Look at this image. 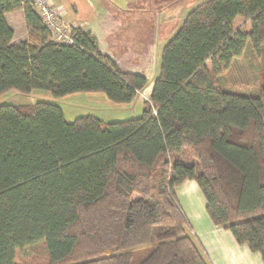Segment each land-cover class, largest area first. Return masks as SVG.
Returning <instances> with one entry per match:
<instances>
[{"label": "trees", "instance_id": "16d2710c", "mask_svg": "<svg viewBox=\"0 0 264 264\" xmlns=\"http://www.w3.org/2000/svg\"><path fill=\"white\" fill-rule=\"evenodd\" d=\"M15 9L27 26L19 42L5 19ZM73 36L55 42L28 0H0V96L100 92L122 104L144 88V74L120 69L88 33ZM246 40L264 59V0H204L163 45L140 113L68 120L49 99L0 103V264L36 244L45 254L34 264H133L141 247L136 264H210L176 193L185 180L210 221L264 263V69L252 96L216 78Z\"/></svg>", "mask_w": 264, "mask_h": 264}, {"label": "crops", "instance_id": "0c3cea01", "mask_svg": "<svg viewBox=\"0 0 264 264\" xmlns=\"http://www.w3.org/2000/svg\"><path fill=\"white\" fill-rule=\"evenodd\" d=\"M52 1L53 4L59 8L63 19L67 23L75 25V29L88 33L89 36L92 37L97 50L108 56L120 69L144 74L146 76L147 81L144 88L137 91L135 97L128 102L129 105L133 104L136 106L137 104L135 101H138L142 104L141 108H143L144 102L149 100L153 82L158 73L160 53L163 45L177 30L186 12L204 0H188L185 10L179 14V17L175 22L172 20L173 13H171V18L170 15H167L164 20L165 22L163 21L160 23L158 21L156 23V25L159 24L162 26L160 28L162 30L161 34L154 33L155 30L159 29L157 28L154 30L151 29V32L149 31L147 35L146 33H143V30L138 32V29H134L133 26L131 27L129 24V20L131 19V16L129 15L133 14L134 11L131 9L132 7H130L133 0ZM137 10H139V8H137ZM161 13L159 14L160 16L162 15ZM5 19L13 29V42L27 39V26L24 21L22 9H15L7 12L5 14ZM239 21L244 25H248V21L237 18L234 22V26L235 23ZM168 23H172V25ZM17 26L20 27V30L17 29ZM165 27L167 28L165 29ZM22 28L23 31L21 30ZM153 36H155L156 39L153 38ZM133 40H135L134 43ZM124 46H128L129 48L126 49ZM147 63L152 64V69H147ZM80 93L81 92L72 93L62 98L73 97L76 101L87 102L85 105L88 103L92 104V108L89 112H86V114L93 115L99 119H124L112 118L111 115H107L106 113H102L106 115L99 113L101 111V106L111 105L109 102L110 100L108 101V99L100 92H85L88 96H83V94ZM123 104L124 103L121 105ZM134 115L135 114L132 116ZM182 186L187 187L193 192L195 188L198 189L194 180H185L176 188V193L178 195L183 194V191L178 192V188ZM184 203L186 206V202ZM181 206L183 207L182 204ZM186 207L188 208L189 206L187 205ZM202 209L201 213H204L207 216L204 206H202ZM190 210L191 209H189V211ZM183 211L190 222L191 220L188 211H186L184 207ZM190 213L195 216L198 212ZM193 215H191V217ZM214 227L217 228L209 227L210 233L205 231L198 233L189 225L191 233L198 243L201 252L206 256L210 264H264L257 252L250 251L247 246L238 244L228 230L217 225H214ZM210 235L213 236V238H211ZM208 246H210L211 249L213 248L212 253H210Z\"/></svg>", "mask_w": 264, "mask_h": 264}, {"label": "rangeland", "instance_id": "374dc122", "mask_svg": "<svg viewBox=\"0 0 264 264\" xmlns=\"http://www.w3.org/2000/svg\"><path fill=\"white\" fill-rule=\"evenodd\" d=\"M187 2L188 0H133L130 7H132L131 9H133L134 11L133 14L129 15L131 16L129 24L131 27L133 26L134 29H138V32L143 30V33H146V35L149 31L151 32V29L154 30L157 28L159 29L155 30L154 33L161 34L162 30L160 28L162 26L159 24L156 25V23L158 21L162 23L167 15H170L171 18V13H173L172 20L173 22H175L179 17V14L185 10ZM137 8H139V10H137ZM160 13L162 14V17L159 15ZM168 24L172 25V23ZM242 25L243 23L240 21L235 23V27H240ZM245 26L246 28H248V25ZM166 28L167 27H165V29ZM17 29L20 30V27L17 26ZM21 30L23 31V28ZM153 38L156 39L155 36H153ZM134 41L135 40H133V43ZM124 47L126 49L129 48L128 46ZM147 64V69H152V64ZM206 64L209 66L208 61L206 62ZM263 69L264 59L258 56L252 50L249 41L246 40L241 54L233 58L227 69L223 70L216 78L223 90L240 93L246 96H252L257 94L261 87ZM80 94H83V96H88V94H86L85 92H81ZM101 94L103 95V93ZM37 99H49L59 103L63 109L66 119H73L75 115L89 112L93 106L90 103L85 105L87 102L76 101L73 97L55 98L48 92L44 91L35 90L29 93H22L14 89H9L1 94L0 103H32ZM109 102L111 105L101 106V111L99 113H106L107 115H111L112 118H125L130 117L133 114L136 115L142 110V104L138 101H135L137 104L136 106L133 104L129 105V103H124L123 105H121L112 101ZM179 191H183V194H177V196L185 210L189 213L191 220L189 222V225L192 226L194 231H197L198 233L203 231L210 233V228H217L214 227L208 216H206L204 213H201V210H203L202 206H204V197L200 193L199 189L195 188L193 192L187 187L182 186L178 188V192ZM184 202H186V206H189L188 208L185 206ZM189 209L191 210L189 211ZM196 211L198 213L195 216L190 213ZM191 215L193 216L191 217ZM188 232L191 233L190 228H188ZM191 235L193 234L191 233ZM210 237L213 238V236L211 235ZM208 248L210 250V253H212L213 248L211 249L210 246H208ZM148 251L149 249H146L144 247L134 250L131 263H138ZM44 254L45 252L43 246L41 244H36L28 248H24L23 250H17L15 260L17 264H34L42 260Z\"/></svg>", "mask_w": 264, "mask_h": 264}, {"label": "built area", "instance_id": "2783aa9c", "mask_svg": "<svg viewBox=\"0 0 264 264\" xmlns=\"http://www.w3.org/2000/svg\"><path fill=\"white\" fill-rule=\"evenodd\" d=\"M30 7L46 28L49 38L63 44H74L75 25L67 23L52 0H28Z\"/></svg>", "mask_w": 264, "mask_h": 264}]
</instances>
